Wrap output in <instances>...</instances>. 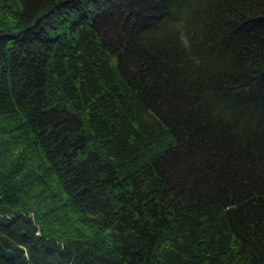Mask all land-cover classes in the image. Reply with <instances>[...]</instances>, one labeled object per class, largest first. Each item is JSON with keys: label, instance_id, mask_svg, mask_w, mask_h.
I'll return each mask as SVG.
<instances>
[{"label": "trees", "instance_id": "1", "mask_svg": "<svg viewBox=\"0 0 264 264\" xmlns=\"http://www.w3.org/2000/svg\"><path fill=\"white\" fill-rule=\"evenodd\" d=\"M0 264H264V0H0Z\"/></svg>", "mask_w": 264, "mask_h": 264}, {"label": "water", "instance_id": "2", "mask_svg": "<svg viewBox=\"0 0 264 264\" xmlns=\"http://www.w3.org/2000/svg\"><path fill=\"white\" fill-rule=\"evenodd\" d=\"M0 255L5 259H12L13 253L0 242Z\"/></svg>", "mask_w": 264, "mask_h": 264}]
</instances>
